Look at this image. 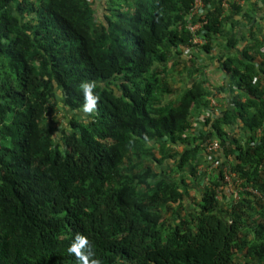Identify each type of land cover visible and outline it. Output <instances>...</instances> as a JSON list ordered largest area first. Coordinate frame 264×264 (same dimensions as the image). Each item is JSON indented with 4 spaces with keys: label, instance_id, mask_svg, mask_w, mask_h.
Returning a JSON list of instances; mask_svg holds the SVG:
<instances>
[{
    "label": "trees",
    "instance_id": "trees-1",
    "mask_svg": "<svg viewBox=\"0 0 264 264\" xmlns=\"http://www.w3.org/2000/svg\"><path fill=\"white\" fill-rule=\"evenodd\" d=\"M194 1L0 0V264H264V198L245 189L264 194V0H203L197 45ZM236 16L247 33L224 36ZM176 57L195 72L178 96Z\"/></svg>",
    "mask_w": 264,
    "mask_h": 264
},
{
    "label": "built area",
    "instance_id": "built-area-1",
    "mask_svg": "<svg viewBox=\"0 0 264 264\" xmlns=\"http://www.w3.org/2000/svg\"><path fill=\"white\" fill-rule=\"evenodd\" d=\"M245 0H239L238 2H244ZM255 1V0H251ZM221 5L226 7L228 6V3L226 0L221 1ZM205 6L203 0H195L194 6L189 13L188 17V29L193 34L191 42L194 45L201 44L204 40L199 36V34H195V32L200 28L201 21L205 19ZM211 91L212 96L209 99L208 105L212 109L209 116L211 118L218 117L220 115L219 108L221 107V104L223 103V99H218L217 96H215L217 93L214 90L211 83L205 84ZM222 102V103H221ZM226 103V102H225ZM230 104V103H229ZM227 104V105H229ZM200 122L203 120L199 119ZM200 122H195V126L199 125ZM201 125V124H200ZM259 134V131L257 132ZM203 156L201 157V163L198 165V174H201V177H204V181H207V176L214 170L218 171V158H219V151L221 149L220 144L217 140L214 139H207L203 144ZM221 175H222V188L224 193H228V196L234 200L239 198V191L242 190L241 186V179H238L236 173L230 169L228 165L221 167ZM206 174V175H205ZM248 191H251L258 195L259 197L264 198V194H260L261 192L251 189L250 187H246ZM219 198H222L221 194H219Z\"/></svg>",
    "mask_w": 264,
    "mask_h": 264
},
{
    "label": "crops",
    "instance_id": "crops-1",
    "mask_svg": "<svg viewBox=\"0 0 264 264\" xmlns=\"http://www.w3.org/2000/svg\"><path fill=\"white\" fill-rule=\"evenodd\" d=\"M238 3H240V5H242V6L246 5L245 1L244 2H238ZM238 19H239L238 16L233 17L232 19H230V23L234 24V26H232L230 28L228 27V29L225 31L224 36H229L232 32H235L237 36H242L245 33H247V31H248L247 25L244 22L243 23L240 22ZM261 23H262L261 26H263L264 25V20L261 21ZM261 30H262V34L264 35L263 29H261ZM261 30H260V32H261ZM197 56H198V60L201 59L202 61L203 60L207 61L206 59L214 60L213 55H209L208 56V55H204L203 53L198 52ZM205 71L207 72L206 75H207L208 80H210V82L213 85H219V84H221L224 81V74L221 73L218 70L216 65H213L212 68L208 67V69H205Z\"/></svg>",
    "mask_w": 264,
    "mask_h": 264
},
{
    "label": "clouds",
    "instance_id": "clouds-1",
    "mask_svg": "<svg viewBox=\"0 0 264 264\" xmlns=\"http://www.w3.org/2000/svg\"><path fill=\"white\" fill-rule=\"evenodd\" d=\"M84 96H85V105L84 110L88 111L90 110L94 103H95V97L91 94V85L84 84L82 85ZM83 248V251H78V249ZM69 252H76L77 256H79L81 261H84L86 257L92 255V251L90 250V245H87V241L84 237L77 236L75 239V243L68 248ZM92 264H96V261L93 260Z\"/></svg>",
    "mask_w": 264,
    "mask_h": 264
},
{
    "label": "rangeland",
    "instance_id": "rangeland-1",
    "mask_svg": "<svg viewBox=\"0 0 264 264\" xmlns=\"http://www.w3.org/2000/svg\"><path fill=\"white\" fill-rule=\"evenodd\" d=\"M264 25L261 26L260 25V28L258 30V32L261 34L262 33V30L264 31ZM261 30V32H260ZM176 59H179V57H176ZM183 59V58H182ZM181 59L177 60V62H179V65L177 66H174L171 64V72H172V76L175 78L176 80V87H175V96H178L180 94V92L183 90V88L186 86V84L188 83L189 81V78L195 73L193 70L194 68H190V67H184L182 64H181ZM63 116V114L61 113V117ZM238 135V134H237ZM241 139H243V137H240ZM190 188H195L194 184H192L190 186ZM192 195H194V192H191ZM195 197L197 196L194 195ZM223 201L224 199L221 198ZM184 204L189 208L192 204L190 203L189 200H187L186 198L184 199Z\"/></svg>",
    "mask_w": 264,
    "mask_h": 264
}]
</instances>
